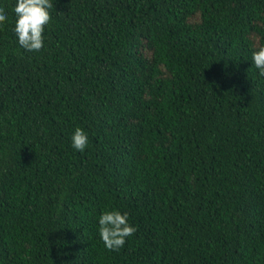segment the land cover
Instances as JSON below:
<instances>
[{
    "label": "trees",
    "instance_id": "1",
    "mask_svg": "<svg viewBox=\"0 0 264 264\" xmlns=\"http://www.w3.org/2000/svg\"><path fill=\"white\" fill-rule=\"evenodd\" d=\"M3 2L0 264H264V0H53L39 51Z\"/></svg>",
    "mask_w": 264,
    "mask_h": 264
},
{
    "label": "clouds",
    "instance_id": "2",
    "mask_svg": "<svg viewBox=\"0 0 264 264\" xmlns=\"http://www.w3.org/2000/svg\"><path fill=\"white\" fill-rule=\"evenodd\" d=\"M53 0H15L12 11L15 14L13 31L18 45L27 51H39L44 46L45 28L51 20ZM8 16V8L0 0V21ZM252 65L257 74L264 77V44L252 47ZM89 143V133L82 127L74 128L70 135L71 147L84 151ZM136 228L129 219V212L118 207L104 208L97 217V233L104 246L118 250L124 246Z\"/></svg>",
    "mask_w": 264,
    "mask_h": 264
}]
</instances>
